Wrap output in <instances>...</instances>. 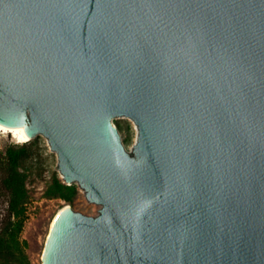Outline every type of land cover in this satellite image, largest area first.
Wrapping results in <instances>:
<instances>
[{
	"label": "water",
	"instance_id": "95a60500",
	"mask_svg": "<svg viewBox=\"0 0 264 264\" xmlns=\"http://www.w3.org/2000/svg\"><path fill=\"white\" fill-rule=\"evenodd\" d=\"M0 126L97 213L41 264H264V0H0Z\"/></svg>",
	"mask_w": 264,
	"mask_h": 264
},
{
	"label": "rangeland",
	"instance_id": "374dc122",
	"mask_svg": "<svg viewBox=\"0 0 264 264\" xmlns=\"http://www.w3.org/2000/svg\"><path fill=\"white\" fill-rule=\"evenodd\" d=\"M116 127L128 152H131L137 134L135 124ZM10 149L17 155V171L23 178L25 196L21 206L24 212L19 237L26 243L23 246V256L16 255L18 261H13L12 264H41L49 229L61 208L70 206L73 210L89 216H95L97 213L75 192L68 201L49 194L48 188L55 180L67 185L58 175L52 150L34 138L24 144H18L10 133L0 130V222L7 215L9 197L2 188L1 179L7 161L5 157Z\"/></svg>",
	"mask_w": 264,
	"mask_h": 264
},
{
	"label": "trees",
	"instance_id": "16d2710c",
	"mask_svg": "<svg viewBox=\"0 0 264 264\" xmlns=\"http://www.w3.org/2000/svg\"><path fill=\"white\" fill-rule=\"evenodd\" d=\"M5 158L7 161L1 185L7 192L9 199L7 201V215L0 222V264H12L13 261H18L16 255L23 256V246L26 244L19 237L23 226L24 211L21 204L25 193L23 178L17 171L16 153L10 149ZM48 192L50 195L68 201L75 191L72 185H65L55 180L48 188Z\"/></svg>",
	"mask_w": 264,
	"mask_h": 264
},
{
	"label": "bare ground",
	"instance_id": "6f19581e",
	"mask_svg": "<svg viewBox=\"0 0 264 264\" xmlns=\"http://www.w3.org/2000/svg\"><path fill=\"white\" fill-rule=\"evenodd\" d=\"M0 130L1 131H4V132H7V133H10L12 135V137L14 138L15 142L18 143V144H24L28 141L31 140V138H29L25 132H15V131H12V130H9L7 128H4V127H1L0 126ZM68 206H65L63 208H61L58 213L56 214L55 218L57 217V215L63 211L65 208H67ZM54 218V220H55ZM53 220V221H54ZM53 223V222H52ZM52 225V224H51Z\"/></svg>",
	"mask_w": 264,
	"mask_h": 264
}]
</instances>
